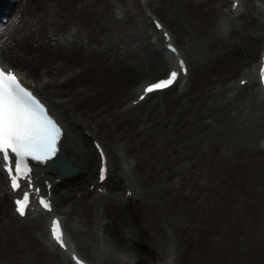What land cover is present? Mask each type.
<instances>
[{"label": "rangeland", "instance_id": "rangeland-1", "mask_svg": "<svg viewBox=\"0 0 264 264\" xmlns=\"http://www.w3.org/2000/svg\"><path fill=\"white\" fill-rule=\"evenodd\" d=\"M35 1L48 2L53 13L49 17L45 14L39 17L41 13L36 12V8H29L31 1L23 0L19 9L16 7L3 12L8 22L4 23L0 17V32H14L18 14L33 12L34 15L26 16L29 22L51 41L43 42L47 57L38 59L36 66L29 67L31 53L25 48L15 51L12 44L4 39L12 53L10 57L5 53L4 60L37 78L46 74L47 65L61 64L58 60L61 58L71 63L70 66L77 64L67 67L66 75L80 73L81 67L86 64L87 74L94 72L100 85L103 82V92L94 96L107 110L102 111L103 114L113 117L118 113L109 125L113 129L112 135L104 129L93 137L105 146L111 161L110 177L104 186L109 192H120L119 198L105 199L106 205L102 207L104 214L97 218L107 223L106 231H100L98 225L94 224L101 237H92L91 249L75 241L69 229L73 225H81V218L72 213L64 215L70 238L78 243V251L95 264L106 262L97 244L106 245L127 264H159L160 253L164 255L165 250H172L174 264H264V118L256 133L239 137V134L224 130L227 127L224 119L213 118L214 109L210 106L216 105L214 100L222 104L221 91L212 97L211 105L204 104V99H208V90L215 92L212 86L216 82L222 81L225 85L237 83L242 69L249 66L243 57L245 54H241L242 60L240 55L233 59L228 57L230 63L224 65V62H220L222 52L232 38L243 33L257 34L256 26L250 19L251 14L257 13L251 9V5H258L264 10V0H242L244 13L240 15L230 12V1L222 7L219 0H191L192 5L188 0H108L109 8L106 9L109 15L94 0H60L67 4L68 13H63L50 0ZM213 6L219 9L216 14L219 29H213L214 35L217 32L221 37L219 42L212 40V29L209 31L199 26L197 15ZM151 14L162 18L166 27L173 30L182 46L186 47L192 61V74L184 89L176 86L168 92L151 96L135 110L124 111L135 94L113 101V94L117 93L113 84L119 82L113 76L116 66H131L137 72L134 78L137 83L162 76L166 71L158 74L151 65L153 50L148 45L154 36L162 41L160 33L154 35L151 32L149 37H145L140 29L142 23L147 21L154 30ZM46 20L47 23L52 20L57 24L69 20L65 25L69 32L80 29L81 36L90 41L83 48L72 49L75 52L70 49L64 51L54 46L52 39L62 41L69 38L70 33L58 31L57 24H47ZM41 25H45L47 30L40 29ZM97 42L105 43L107 47L112 44L115 48L110 53L114 54L119 47L126 57L113 59L108 54L104 62L96 67L87 64L95 61L89 56V49L90 46L97 48ZM261 45L255 51L252 64L259 57ZM54 59L58 61L50 63ZM80 79H77L79 89L85 95L98 93V88L91 89L89 82L84 83ZM106 84L115 90L107 91ZM49 90H52L51 87ZM248 91L251 89L242 95ZM241 98L237 96L235 100ZM97 111L100 110L94 112ZM136 117L139 118L137 130L140 132L134 133L129 126ZM81 129L82 126L79 128L81 135H86ZM89 143L91 145L90 138ZM112 146L118 148L115 153L122 154L124 151L126 161L131 164L128 178L134 181L136 186L133 189L138 193L127 200H122L127 187L124 175L121 174L120 180L114 182L119 169L111 152ZM97 166L96 160L95 180ZM84 187L88 188V184L75 186V192ZM89 198L92 199V195ZM67 202L62 199L57 204L60 213L66 209ZM9 212H12V205L10 199L6 198L0 204L3 222ZM121 221L126 224L118 226ZM17 222L12 224L10 237L2 234L0 264H53L32 237V231L39 229L31 230L29 221ZM82 228L88 229V226L82 225ZM26 237H30L35 244L29 243ZM13 244L21 249L20 253L11 247Z\"/></svg>", "mask_w": 264, "mask_h": 264}, {"label": "bare ground", "instance_id": "bare-ground-1", "mask_svg": "<svg viewBox=\"0 0 264 264\" xmlns=\"http://www.w3.org/2000/svg\"><path fill=\"white\" fill-rule=\"evenodd\" d=\"M29 8H36V12L41 13L39 17H42L43 14H45L46 17H49L53 10L51 9L52 6L48 2L41 1L40 3L35 0H30ZM97 1L99 4L102 5V8L104 9V12L106 15H109V11L106 8H109V5L106 3L108 0H94ZM228 0H219L221 6L223 7ZM231 5H233V2L235 0H231ZM241 1V0H240ZM54 5H57L61 8V10L64 12L68 11L67 4L65 2H62L60 0H50ZM188 2L191 4V0H188ZM201 2V1H200ZM16 0H0V12L11 10L14 8V5L16 6ZM22 3V2H21ZM20 3V4H21ZM201 4V3H200ZM192 5V4H191ZM19 9V6H17ZM246 8V6H245ZM251 9L254 10L257 14H251L250 19L252 20L251 23H253L256 26L257 34L256 35H246V34H240L236 38H232L227 44H225L224 50L222 52V60L220 62H224V65L229 64L228 57L234 58L235 56L240 55V60H242V55L247 62L249 68L242 69V75L241 78H248L249 82L245 86L246 90L251 89V91L245 92L243 95L242 93L246 90L241 91V86L236 85L235 83H230L227 85L228 92L226 89V85L223 84L222 81H218L212 86V89H215V92H211L208 90V93L206 97L208 99H204V104L211 105V100H214L213 98L215 95L217 96V93L219 91L221 94L220 100H224L222 104H220V101H215L216 105L210 106L211 109H214L213 118L219 119L222 118L227 122V127L224 128L225 131L228 133H236V135L239 134V137L242 135H253L256 133V130L259 126L260 121L264 118V95H262V91L260 88L256 87L257 80H256V74H255V68L252 65V60L254 59V54L258 46L262 43L264 44V10L261 9L258 5L252 4ZM111 11V10H110ZM219 9L216 8V6H213L212 8H208L207 10L203 12H198V20L200 22L199 26L203 29L211 30V37L212 40H216V42L221 41L220 35L216 32L215 35L213 33L214 30H218L219 28L216 26V14L218 13ZM68 13V12H67ZM197 13V12H196ZM243 13V11L239 12ZM59 16H62L61 13H58ZM28 15H34L33 12H28L27 14H18L17 16V22L14 23V32H8L5 31L4 34L0 32V47L3 48L4 54L8 53V56H12V53H10V48L4 41L6 39L9 41L12 46L15 48V51H18L20 48H25V51H29L31 53V59L32 61L28 64L29 67L36 66L38 64V59L47 57L44 49L47 50L44 47V41H49L47 39V36L44 35L42 32L39 31V28H35V25L29 23ZM44 16V17H45ZM31 19L34 17L29 16ZM63 17V16H62ZM41 19V21H43ZM48 20V19H47ZM46 20V23H47ZM69 20L63 21L59 24L56 23V21H48L47 24L56 26L58 31L64 33L69 32L67 27L65 25L67 24ZM12 24V23H11ZM40 29L47 30L45 25H41ZM141 31L144 33L145 37H149L151 32L155 35H158L157 30L149 25L147 21L142 23ZM176 37V36H174ZM64 40H59L57 38H53L52 40L53 45L57 46L59 48L64 49V51L70 49H79L83 48L88 44L90 41L87 38H83L81 36L80 29H77L75 31L70 32L69 38H63ZM175 39V38H174ZM51 42V41H49ZM177 42L178 39H177ZM96 43V41H95ZM98 47L94 48L92 46L91 49H89V56L94 61L93 63H87L93 67H96L98 63H103L104 58L108 57V54L113 59H122L126 57L124 55V52H121L119 50V47H117V51H114V53H110V50L113 51L112 44H110L109 47L106 46L105 43L97 42ZM180 44V43H179ZM151 45V46H150ZM149 47H151L153 50V58L151 61L152 68L160 74L163 72L166 67L170 64L167 54L165 52V49L163 48V44L161 45L160 39L157 38L156 42H150ZM183 47V46H182ZM181 47V48H182ZM34 48L38 50H34ZM186 49V47L184 48ZM72 52H75V50H72ZM186 52L188 50L186 49ZM71 54V51L68 52ZM232 54V55H228ZM54 56V55H52ZM51 56V57H52ZM220 56V54H218ZM219 58V57H218ZM60 60L61 64L56 66L47 65L46 67V74L49 79L44 80H37L31 78V76L25 75V78L28 80V82L35 83V88L37 92L46 99L50 104V109L53 113L57 114L60 118V121L62 122L63 126L65 127L66 134L63 138L62 144H61V152L60 155H65L63 162L66 161L73 163L78 166V172L76 174H72L70 176H61L60 172L56 170L52 163L46 164V166H38L36 167L35 173L36 176L39 178L42 177V174L45 175V178L50 179L53 182L52 190L55 191L53 194V201H54V212L57 213V204L62 200L66 199L68 200V204L65 210H63V214L72 213L76 215L77 217H80L81 225L78 226H71L70 232L73 237H75V241H78L81 245L83 244L84 247L91 249V239L92 237H101L99 231L95 230V225H98L97 228L100 229V231H106V225L101 220H99L97 217L104 214L103 206L106 205V198L110 200H116L119 198L120 192L112 193L107 191V193H100L99 188L104 187L105 183L99 184L98 183V169L96 171V180L94 178V172H95V162L98 159V164L100 163L99 155L93 147L92 143L90 145L89 143V137H92L96 133L106 129L109 131L108 134H111L112 130L109 128V125L111 121L118 116V113L113 114V117L110 115H104L102 111H107L102 108V105L100 102H98L94 96H98L100 92H103L104 85L102 82V85H100V81L95 79L94 72H90L87 74L88 67L85 66L81 67L80 73H71L66 75L67 67H71L74 65H71V63L67 62L64 58L58 59ZM58 60L54 59L50 63H56ZM6 63V62H4ZM8 63V62H7ZM123 63V62H122ZM117 67V68H116ZM116 71H113V76L116 77V81H119L118 83L113 84L115 89H117V93L113 94V101H118L121 97H128L129 94H132L136 89L139 90L143 87L144 83H147L150 80H145L144 82H141L137 86V81L134 79L137 75V72L130 68L131 66L122 67V65L116 66ZM24 68V67H23ZM26 68V66H25ZM85 71V73H83ZM112 71V70H111ZM82 72V73H81ZM66 75L64 78L62 76ZM87 75V78H86ZM81 77L80 81H83L84 83L89 82V86L91 89H97L98 93H91L85 95L81 89H79V85L77 82V79ZM239 79V80H240ZM144 80V79H143ZM71 82V85L68 86V84ZM252 84V86H250ZM107 91L115 90L113 87L110 89L109 86L106 84ZM184 85L183 87H185ZM52 90H48L50 88ZM69 87V88H68ZM249 87V88H248ZM211 89V90H212ZM165 91L159 92L158 94H162ZM227 95H226V94ZM157 94V93H156ZM206 94V91H205ZM153 95V94H152ZM243 97L241 100L237 101L235 100L236 97ZM54 98H62L60 101H56ZM213 97V98H212ZM96 106V108H95ZM96 109L100 110L97 112ZM134 109L133 105H129L126 108V111H132ZM135 110V109H134ZM217 114V115H216ZM121 117V115H120ZM135 121L132 120L131 125L129 126L130 129L134 132H140V130H137V123L139 118H134ZM118 122H122L121 120H118ZM82 126V131L84 134L87 135H81L79 132V128ZM87 126V127H85ZM84 127V128H83ZM89 130V131H86ZM91 133V136H90ZM242 133V134H240ZM112 135V134H111ZM130 141V140H129ZM128 143H131L129 142ZM111 152L113 153L114 161L116 162L119 172L115 175V179L117 183L118 180H120L121 174L124 175V181H125V187L126 191L132 190L136 186L134 181L129 180L128 173L131 164L126 161V158L124 157V151L122 154L115 153V150L118 149L117 147H110ZM59 155V156H60ZM68 162V163H69ZM111 163V161H110ZM60 170V169H59ZM61 171V170H60ZM0 179H1V191L0 193H3V197H1L0 204L3 203L8 195L7 187L4 186L5 184V175L3 174V171L0 169ZM61 179V180H57ZM65 183V186L62 184ZM88 184V185H95V190L92 194H90V190H87L86 187L83 188V190H78L75 192V186L80 184ZM7 185V184H6ZM115 185V184H113ZM125 194L122 197V200H127V195ZM78 193H81L80 196H78ZM137 190L135 189V192L133 195L136 196ZM1 195V194H0ZM89 195H92V199L89 198ZM84 196V197H83ZM83 197V198H82ZM82 198V199H80ZM74 199V200H73ZM73 200V201H69ZM6 211V210H5ZM7 212V211H6ZM5 212V214H6ZM53 213H46L45 215L49 218ZM2 214V213H1ZM0 214V255L1 252L3 253V245L1 242V239L3 238V233L7 235V237H10V231L12 229L13 222L17 221L13 216H15L13 213L8 214L7 219L3 222L2 217ZM37 215L36 212L31 213L26 219L29 221V227L31 230L36 228L39 232H33L32 231V237L40 244V246L44 249V253L46 256L53 261V264H73L68 258H66L65 253L54 247L52 244L49 243V235L45 232L44 227V216ZM17 218V217H16ZM19 219V218H18ZM22 220V219H19ZM25 221V220H23ZM89 222H92V224H88ZM18 224L19 221L17 222ZM95 224V225H94ZM126 222L121 221L118 222L119 225H125ZM28 225V224H27ZM82 225H87L88 229H83ZM23 233L22 235L25 237ZM29 243L32 241L30 237H26ZM71 241H73L74 246L78 248V243L74 242V240L71 238ZM33 243V242H31ZM35 244V243H33ZM44 246V247H43ZM17 253H20V250L16 248V246L13 244L11 246ZM46 248V249H45ZM97 248L100 251L102 255L103 261L101 264H127L125 260L121 259L119 256H117L112 250H110L108 247H103L102 244L98 245ZM80 250V249H79ZM172 250H165V254L162 255L160 253L161 262L159 264H174L173 263V257L171 256ZM60 259V261H58Z\"/></svg>", "mask_w": 264, "mask_h": 264}, {"label": "snow or ice", "instance_id": "snow-or-ice-1", "mask_svg": "<svg viewBox=\"0 0 264 264\" xmlns=\"http://www.w3.org/2000/svg\"><path fill=\"white\" fill-rule=\"evenodd\" d=\"M172 51H176L174 48ZM184 60H179V71L173 70L169 77L144 89L146 95L157 90H163L176 82L180 75L187 74L188 69ZM264 80V66L260 69ZM242 83H244L242 81ZM64 134L62 125L51 114L50 110L41 103L32 91L22 86L17 76L11 70L0 66V162L7 172L11 188L14 192L22 189L21 181H27V187L32 189V168L30 161L47 163L53 160L59 151V142ZM99 148L100 146L97 145ZM103 152L101 157L103 160ZM106 167H101L100 178L105 179ZM38 194L39 189H35ZM29 191L15 201L16 211L24 216L30 203ZM40 205L51 211V202L41 197ZM52 239L62 248L66 247L61 222L54 219L50 225Z\"/></svg>", "mask_w": 264, "mask_h": 264}, {"label": "water", "instance_id": "water-1", "mask_svg": "<svg viewBox=\"0 0 264 264\" xmlns=\"http://www.w3.org/2000/svg\"><path fill=\"white\" fill-rule=\"evenodd\" d=\"M63 160H64V157L57 159L55 161L56 167L61 170L63 175H70L74 173L77 167L70 163L69 164L64 163Z\"/></svg>", "mask_w": 264, "mask_h": 264}]
</instances>
